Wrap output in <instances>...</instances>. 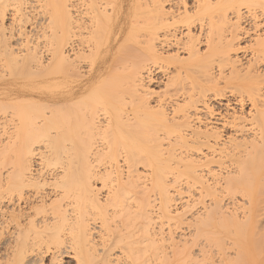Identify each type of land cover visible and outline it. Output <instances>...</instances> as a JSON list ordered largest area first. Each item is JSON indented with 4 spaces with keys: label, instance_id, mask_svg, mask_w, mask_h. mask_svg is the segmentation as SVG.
Listing matches in <instances>:
<instances>
[{
    "label": "bare ground",
    "instance_id": "6f19581e",
    "mask_svg": "<svg viewBox=\"0 0 264 264\" xmlns=\"http://www.w3.org/2000/svg\"><path fill=\"white\" fill-rule=\"evenodd\" d=\"M102 1H37L46 62L6 24L28 22L25 1L0 0V70L53 69L59 90L41 122L5 104L0 264H264V71L233 58L264 0H134L116 18Z\"/></svg>",
    "mask_w": 264,
    "mask_h": 264
},
{
    "label": "rangeland",
    "instance_id": "374dc122",
    "mask_svg": "<svg viewBox=\"0 0 264 264\" xmlns=\"http://www.w3.org/2000/svg\"><path fill=\"white\" fill-rule=\"evenodd\" d=\"M21 1V0H20ZM23 1H25V7L27 8V9H25V11L28 13V22L27 21H25V20H27L26 18H24V17H21L22 19H23V21L21 22V23H19V25L21 26H18L17 25V22L15 23V18H16V15H17V17L19 18V13L18 14H16V15H14L15 14V12H13L14 11V9L12 8H10V10L12 11H10V10H8V12L6 11V13H5V21H6V24L8 25V26H11V25H13V29H14V31H13V34H15V36H14V43L16 42L17 43V45H15V47L17 46V47H19L18 46V44L19 43H21V42H29L28 44L30 45V46H37L38 47V44H39V42H40V44H39V46L41 47V49H40V47H38V49H40V53H41V56H42V58H44L43 60L44 61H48L47 59H49V56H50V54H48L49 52H48V46L45 44L47 41L43 38V37H46V35L45 34H43V33H46V34H49L50 35V31H49V28H47L48 27V14H47V12H45V9H43V8H40L39 9V6H38V4H37V1L38 0H23ZM30 1V2H29ZM35 2V3H33V2ZM129 1H130V3L132 4V6H131V4L129 3ZM187 1V0H186ZM192 1V0H191ZM191 1L190 0H188V4H190L191 3ZM174 2H176L175 0H173L171 3H174ZM30 3V4H29ZM33 3V4H32ZM102 3V6L103 5H105L104 6V8L108 11V12H110V14L114 17V18H116L118 15H120V13L122 12V15H125L124 14V12H127L128 13V10L127 11H125V9H126V6L128 5H130L129 7H131V10H129V14L127 15L128 17L129 16H131L132 15V11H133V3H134V0H105L104 1V3H103V1L101 2ZM106 3V4H105ZM170 3V4H171ZM27 4V5H26ZM30 5H31V9H30ZM127 6V7H128ZM10 7H12V6H10ZM29 7V8H28ZM128 7V8H129ZM32 8H34V9H32ZM38 8V9H37ZM123 8V9H122ZM244 11V8H243V6H242V8H240V12H243L242 10ZM30 10V11H29ZM45 13H44V12ZM245 12V11H244ZM259 12V13H258ZM20 13H22V12H20ZM119 13V14H118ZM257 14V15H256ZM256 14H255V17H254V19H253V17L252 18H250V17H248V15L245 17V15H246V13H242V15L245 17V20H244V17L242 18V21H241V34L243 35L242 37H240L241 38V40H240V43H239V46L241 45V47H243L242 49H239V48H241V47H238V51H237V53L234 55L235 57H233V58H236V59H238V61L240 62V63H242V64H246L247 62H249V61H252V59L254 58V56L256 57V59H255V62H256V64L258 63V65H256V67H257V69H259V71H264V53H261L262 55H260V53H256L254 50H253V40L256 38V36H259V35H261L262 34V32L264 31V25H263V22H264V13L262 14V13H260V11L258 10V11H256ZM15 17H14V16ZM259 15H260V17H259ZM261 15H262V17H261ZM14 17V18H13ZM257 17H259V18H257ZM256 18H257V20H258V22H257V20H256ZM7 19V20H6ZM13 19V20H12ZM31 21H30V20ZM247 19H248V22H247ZM252 21H251V20ZM261 19H263V20H261ZM19 20V19H18ZM40 20V21H39ZM43 20V21H42ZM243 20H244V22H243ZM250 20V21H249ZM14 21V22H13ZM261 21V22H260ZM243 22V23H242ZM245 22H247V23H245ZM252 22V23H251ZM36 23V24H35ZM257 24V26L255 25V24ZM259 23V24H258ZM260 23H262V24H260ZM47 24V25H46ZM260 25V26H259ZM26 26V27H25ZM242 26H243V28H242ZM255 26V27H254ZM244 27H246L245 29H244ZM32 28V29H31ZM249 29V31H247V30ZM263 29V30H262ZM243 31H244V34H243ZM21 32H22V34H21ZM179 32V31H178ZM245 32H248V33H245ZM18 34L20 35V37L18 36ZM38 34H40V35H38ZM38 36H40V38L38 37ZM245 36H246V38H245ZM19 37V38H18ZM19 40H18V39ZM36 39H38V40H36ZM140 40H141V38H139ZM17 40V41H16ZM130 40H131V38L129 39V42H128V45H129V43H130ZM139 40V41H140ZM19 41V42H18ZM36 41V43L34 44V42ZM250 41V42H249ZM252 41V42H251ZM32 42H33V44H32ZM132 42V41H131ZM133 42H137V40L136 39H134V41ZM244 42V43H243ZM43 43V44H42ZM134 43V46L136 45ZM37 44V45H36ZM245 44V45H244ZM250 44H252V46L250 45ZM28 45V46H29ZM43 46H45L44 48H45V50H44V48H43ZM47 46V47H46ZM130 46H133V43H131L130 44ZM22 47V46H21ZM44 50V51H43ZM44 53H43V52ZM44 55V56H43ZM257 55H259V56H257ZM239 58H238V57ZM261 56V57H260ZM46 57V58H45ZM48 57V58H47ZM261 58V59H260ZM253 59V60H254ZM257 60V61H256ZM239 63V64H240ZM252 63H254V61H252ZM90 63L89 62H87L86 60L85 61H83V62H81L80 63V70L79 71H82V72H80V74H82L84 77L87 75V73H88V71L90 70ZM163 65V64H162ZM161 65V66H162ZM166 65L164 64L163 65V67L161 68V69H159L157 66H154V67H152L151 68V76L153 77V78H155L156 79V83H154V84H150V86L151 87H153L152 89H153V91H155V93H159V92H161L162 91V85H164V81H165V79H166V73L168 72L165 68H167V67H165ZM260 66V67H259ZM259 67V68H258ZM226 68V67H225ZM53 70V69H52ZM51 70V72H50V70H48L47 72L48 73H46L45 71L44 72H42V73H39V72H37V74H35V72H28V74H26V72L24 73V72H21V75L19 76V72H15V74L12 72L11 74L9 73V71L6 69V68H4V71H1L2 73H0V75H1V79H0V83H2V82H11L12 84L11 85H9V86H0V105H2L3 107H4V109L6 108V106H10L11 108L13 107L12 105L15 103V102H17V103H20V105L22 104V106H24V105H26L27 106V109L29 110H27L26 109V111H28V113H30L29 115H30V117H32V118H30V120L31 119H33L34 120V122L35 123H37V122H41V121H43L44 120V118H46L47 116L49 117V116H51V114H55L54 113V111H55V109L57 108V106H58V103L55 101V100H57V97H58V94H59V90L57 89V84H56V82H57V79H56V73L54 72V70L52 71ZM50 72V73H49ZM31 73V74H30ZM33 73V74H32ZM46 73V74H45ZM18 74V75H17ZM25 74V75H24ZM30 74V75H29ZM85 74V75H84ZM4 75V76H3ZM22 75L24 76V77H22ZM38 77H37V76ZM82 75L80 76V77H82ZM16 76V77H15ZM41 76V77H40ZM2 77H4V78H2ZM83 78V77H82ZM5 79V80H4ZM4 80V81H3ZM154 85V86H153ZM156 85V86H155ZM3 87V88H2ZM52 87H53V89H52ZM43 88V89H42ZM49 88H50V90H49ZM54 88H56V90H54ZM161 88V89H160ZM51 89H52V91H51ZM155 89V90H154ZM160 90V91H159ZM50 91V92H49ZM11 93V94H10ZM156 96V94H154L152 97H154V98H156L155 97ZM16 99V100H15ZM21 101H20V100ZM18 100V101H17ZM24 102H23V101ZM3 101H5V102H3ZM20 101V102H19ZM215 102V103H214ZM213 102V105H214V107H215V109L218 107L219 108V106H221V103H223L224 101H222V100H220V104H219V100H217V101H214ZM218 103V104H217ZM5 104H6V106H5ZM9 104V105H8ZM28 104V105H27ZM45 104H46V107H45ZM29 106V107H28ZM53 106V107H52ZM86 107V106H85ZM2 108V107H1ZM0 108V111H2V112H0V144H1V142L4 140L5 142H6V136L8 135H6V133H7V131H8V129H9V127L11 126V121L9 120V118H10V112H12V111H8V108H6L7 109V111H6V109H5V111L6 112H4L3 113V110ZM45 108H46V110H45ZM52 110H51V109ZM54 108V109H53ZM48 110V111H47ZM217 110H219V109H217ZM47 111V112H46ZM56 111H57V109H56ZM55 111V112H56ZM220 111H221V108H220ZM43 112V113H42ZM49 112V113H48ZM10 113V114H9ZM27 113V112H26ZM46 113V114H45ZM7 114H9V115H7ZM49 114V115H48ZM8 116V117H7ZM8 118V119H7ZM29 118V117H28ZM100 118V117H99ZM5 119H7V120H5ZM102 119V118H101ZM6 122V123H5ZM5 123V124H4ZM9 123V124H8ZM8 125H10V126H8ZM5 127L6 128H8L7 130H5ZM1 129H2V131H1ZM3 129L5 130V135H4V131H3ZM50 131V132H49ZM48 132H49V135L51 134L52 136H53V133L55 132V130L53 129V127L52 126H49V128H48ZM3 136V137H2ZM5 136V137H4ZM5 138V139H4ZM5 142H3V143H5ZM2 143V144H3ZM40 145V144H39ZM42 146H41V148H38L37 149V153H44L45 151H44V147H43V145L44 144H41ZM0 146H2V145H0ZM38 150H40V152H38ZM42 150L44 151V152H42ZM45 150H47V149H45ZM40 157V156H39ZM36 159L37 160H35V169L37 168V166L38 167H44V168H46L45 166H43L42 165V163H41V161H40V159L38 158V157H36ZM40 161V163H41V165L42 166H40V163H39V161ZM37 161V162H36ZM107 163V166H109L108 165V162H107V160H104L103 162H101V165L100 166H106V164H103V163ZM118 165H120L119 163H118ZM104 166V167H105ZM106 166V167H107ZM65 261H67V263L68 264H70V262L68 261V260H65Z\"/></svg>",
    "mask_w": 264,
    "mask_h": 264
}]
</instances>
